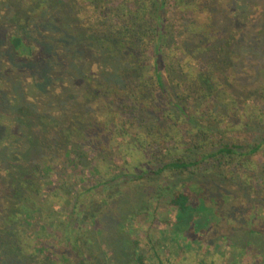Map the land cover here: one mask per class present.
Here are the masks:
<instances>
[{"label": "rangeland", "instance_id": "rangeland-1", "mask_svg": "<svg viewBox=\"0 0 264 264\" xmlns=\"http://www.w3.org/2000/svg\"><path fill=\"white\" fill-rule=\"evenodd\" d=\"M108 3L115 5L113 1ZM11 4L17 13L26 8V0ZM220 4L223 11L216 16L218 29L230 27L233 32L230 37L238 40L232 46L236 57L235 75L233 77L232 74L228 81L225 98L249 99L250 89L256 86L264 67V37L259 35V29L264 28V0H226ZM77 6L75 20L82 26L92 25L95 18L90 17L93 8L90 1L86 4L78 2ZM108 6L107 3L102 4L100 10ZM56 10L55 7L41 12L22 31L18 26L22 17L17 16L19 20L12 21L11 8L0 1V220L5 200L10 196L6 181L13 176L7 170L18 164L19 155L26 157L28 142L32 138L34 145L39 141L34 136L29 139L30 121L39 124L37 119L43 117L47 121L64 122L72 113L74 117L79 112L88 113L93 104L82 106L88 85L91 92H95L103 85L112 87L114 83L119 85L121 82L116 77L121 67L118 57H108L99 52L90 40L93 33L85 27L73 32L66 26L60 11ZM235 13L236 19L233 17ZM22 14L25 15V11ZM96 21L102 25L101 20ZM177 21L178 31L169 46L179 50L184 23L181 19ZM15 38L21 39L16 50ZM246 40H250L251 45H247ZM101 41L103 46H108L110 41L112 45L118 43L114 36L109 38L108 35ZM146 62L151 65V58ZM178 76L175 72L174 78ZM256 101H264L262 95H257ZM221 104L223 111L229 110L226 101ZM124 105L116 108L121 115L128 112L122 107ZM245 105L234 106L232 116L227 112L221 115L216 109V120L210 125L226 139H236L240 144H258L264 137V109L260 112L263 123L257 128H239V119L249 111ZM135 128L133 125L129 132L132 137L137 135ZM45 129L54 132L50 126ZM32 130L40 136V128L34 126ZM109 135L106 133L107 139ZM144 140L139 138L138 144ZM117 141L126 145L131 139L121 134ZM75 146L78 147V143ZM79 146L78 153L72 154L71 159L81 163L83 174L74 172L70 181L58 172L60 166H66L63 164L67 161L65 150L52 154L44 149L34 150L24 164L21 158L20 164L31 170L36 165L43 168L48 157L56 168L54 188L72 201L70 205L61 201L54 204L52 197L40 192L36 205L46 208L43 217L35 205L31 221L26 220L30 226L22 232L18 225V230L34 239L42 224L52 222L54 226L49 229L51 238L48 237L46 251L41 245H35L37 255L28 264H69L68 258L74 264H132L138 258L141 264H264V186L259 180L264 175V149L252 157L258 166L251 171L249 179L243 173L237 174L232 164L221 167L216 159L211 161L207 158L197 170L193 169L188 174L169 170L158 173L162 165L148 159L152 149L145 151L146 156L142 157L136 151L123 155L113 151L112 147L96 155L84 145ZM215 151L210 148L203 154ZM170 152L169 155L165 153L169 159L185 155L182 147L178 146ZM106 166L118 178L106 176ZM94 167L99 172L89 174ZM65 173L70 176L69 172ZM31 175L35 177L33 172ZM41 176L35 179L40 186L44 183ZM175 185L190 193L192 203L199 205L193 207L191 220L178 219L175 208L169 205L177 188ZM32 198L35 199L34 196ZM8 210H14V203L8 204ZM6 230L11 229L0 230V240L9 245L10 236ZM3 257L0 253L2 261L11 262L8 264L25 261L17 255V258L4 257L5 260Z\"/></svg>", "mask_w": 264, "mask_h": 264}, {"label": "trees", "instance_id": "trees-1", "mask_svg": "<svg viewBox=\"0 0 264 264\" xmlns=\"http://www.w3.org/2000/svg\"><path fill=\"white\" fill-rule=\"evenodd\" d=\"M0 1H4L11 8L12 21L22 17L18 23L22 31H25L41 12L51 11L56 7L69 29L74 32V29L85 27L88 32L93 33L92 39L88 38L92 46H97L99 52L108 57H118L121 63L116 74L121 80V85H103L95 92H91L89 85L85 88L82 106L93 104L88 113L79 112L75 117L72 113L70 119L64 122L47 121L43 117L37 119L39 124L30 121L32 124L29 125V139L34 136L38 137L39 141L37 145L31 143L33 138L30 142L27 141L29 146L26 150L29 152L26 157L24 154L21 155L23 157L19 155L18 162L16 161L18 164L11 165L7 170V173L13 176L8 177L6 181L10 196L5 200L0 230L10 227L11 230H6L5 233L10 236L11 248L8 243L0 240V253L4 257L14 258L17 255L25 261L14 263L28 264L37 255L35 245H41L46 251L48 237L51 238L49 229L54 226L52 222L42 224L41 231L35 234L34 239L18 230V225L22 232L30 226L26 220L31 221L40 192L43 191L52 197L54 204L60 201L65 205L72 203L67 196H62L59 189L54 188L53 176L56 168L48 157L43 162V168L36 165L28 170L20 164L21 158L24 164L34 150L44 149L49 154L65 150L67 161L63 164L66 166H60L58 172L69 181L72 180L74 172L83 174L81 163L71 159L72 154L78 153L81 144L96 155L112 147L113 151L123 155L136 151L139 156L144 157L145 151L152 149L148 159L156 165H162L158 173L169 170L172 173L188 174L193 169L197 170L196 168L209 158L211 161L219 160L221 167L232 164L237 174L243 173L246 178H251V171L258 166L252 157L264 149V137L258 144H240L236 139H226L224 134L218 133L217 129L210 125L216 120V109L220 110L221 115L227 112L232 116L234 106L246 103L249 111L239 119V128H257L263 123L260 112L264 109V101L257 102L256 97L260 94L264 99V67L261 68L256 86L250 89L249 99L239 100L235 96H229L228 100L225 98V92L229 89L228 81L232 74L234 77L236 68L232 46L238 43L237 39L232 40L230 37L233 33L230 27L220 30L216 23L218 12L223 11L220 3L226 0H26V8H22L20 13L13 11L11 7V3L17 0ZM89 1L93 5L90 17L95 19L92 25L82 26L74 18L77 4H86ZM109 1H113L115 5L108 3ZM106 3L109 6L100 10L102 4ZM22 11H25V15ZM236 16L237 13L234 14V19ZM96 19L101 20V26ZM178 19L183 20L184 27H181L180 49L176 50V47L169 46V43L176 37ZM263 29H259L260 38L264 37ZM107 35L109 38L114 36L118 43L112 45L111 40L108 46H103L101 39ZM224 36L229 39L226 40ZM13 43L14 49H19L21 39L15 38ZM251 43L246 40L247 45ZM147 58H151V65L146 62ZM175 72H178L179 76L174 78ZM223 101L228 103L229 110L223 111ZM125 103H128L127 106ZM121 105L128 111L124 115L116 110ZM255 118L258 120H253ZM133 125L136 126L137 135L132 137L129 132ZM34 126L40 128V136L32 130ZM48 126L54 132H48L45 129ZM106 133H110L109 139L106 138ZM121 134L131 139V142L127 143L129 145L117 141ZM139 138H145L144 142L138 144ZM77 143L78 147L75 146ZM177 146L182 147L185 155L169 159L167 155L172 153L170 150ZM210 148L216 151L213 154H203ZM65 172H69L70 176L67 177ZM94 172H99L97 167L89 174ZM104 174L115 177L114 171L107 166L104 167ZM40 175L44 179L41 186L35 181ZM259 180L264 186V175ZM175 187L177 188L169 205L175 208L178 219L191 220L193 207L199 205L192 203L190 193L177 185ZM9 203H14L13 211L8 210ZM36 209L41 210L39 213L43 217L46 208L44 210L37 206ZM10 252L14 254L6 255ZM67 260L69 264H74L69 258ZM5 263L11 262L0 259V264ZM132 264H141V260L138 258Z\"/></svg>", "mask_w": 264, "mask_h": 264}]
</instances>
